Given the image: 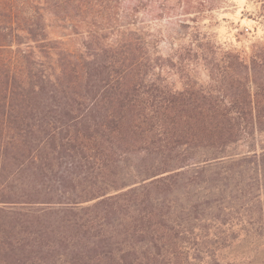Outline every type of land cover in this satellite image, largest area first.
<instances>
[{
  "label": "trees",
  "instance_id": "1",
  "mask_svg": "<svg viewBox=\"0 0 264 264\" xmlns=\"http://www.w3.org/2000/svg\"><path fill=\"white\" fill-rule=\"evenodd\" d=\"M131 1L0 0V264H221L176 195L264 168V45L163 58Z\"/></svg>",
  "mask_w": 264,
  "mask_h": 264
},
{
  "label": "rangeland",
  "instance_id": "2",
  "mask_svg": "<svg viewBox=\"0 0 264 264\" xmlns=\"http://www.w3.org/2000/svg\"><path fill=\"white\" fill-rule=\"evenodd\" d=\"M131 2L124 0L122 8ZM136 21L149 39H157L151 51L163 58L187 51L198 34L202 42L246 60L256 46L264 45L263 0H144ZM206 48L204 44L200 52ZM197 74L201 82L207 81L204 70ZM220 167L208 170L190 193L183 189L176 195L177 205H201L200 221L193 212L187 217L176 214L182 226L194 229L178 257L193 262L199 254L198 260L207 262L212 255L221 264H264V168L252 161L226 166L240 175L222 179L217 175Z\"/></svg>",
  "mask_w": 264,
  "mask_h": 264
}]
</instances>
